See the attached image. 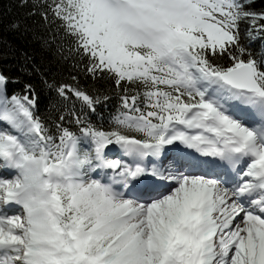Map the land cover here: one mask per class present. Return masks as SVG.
I'll return each instance as SVG.
<instances>
[{"label":"snow or ice","instance_id":"6c2138e0","mask_svg":"<svg viewBox=\"0 0 264 264\" xmlns=\"http://www.w3.org/2000/svg\"><path fill=\"white\" fill-rule=\"evenodd\" d=\"M16 2L0 264H264V0Z\"/></svg>","mask_w":264,"mask_h":264},{"label":"trees","instance_id":"16d2710c","mask_svg":"<svg viewBox=\"0 0 264 264\" xmlns=\"http://www.w3.org/2000/svg\"><path fill=\"white\" fill-rule=\"evenodd\" d=\"M9 9H11V11H9ZM22 12L23 9L17 6L16 0H0V21H2L3 24H7L9 20Z\"/></svg>","mask_w":264,"mask_h":264}]
</instances>
